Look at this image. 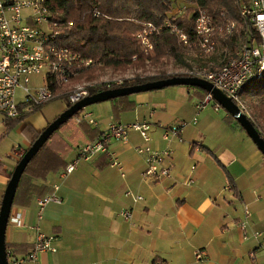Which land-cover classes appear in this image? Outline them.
Returning a JSON list of instances; mask_svg holds the SVG:
<instances>
[{
  "label": "crops",
  "instance_id": "0c3cea01",
  "mask_svg": "<svg viewBox=\"0 0 264 264\" xmlns=\"http://www.w3.org/2000/svg\"><path fill=\"white\" fill-rule=\"evenodd\" d=\"M36 78L42 77H34L31 85L42 86L44 79L33 83ZM158 91L129 96L128 105L122 102L117 108L112 103L106 109L89 112L97 124L86 121L80 126L78 140L70 141L72 151L67 165L77 157L79 147L98 139L110 122L147 121L153 126L152 148L173 151L169 162L172 177L161 183L145 177V157L136 151L143 139L131 131L128 144L110 142L123 171L112 167L107 155H100L80 162L65 179H60V173L66 167L49 174L44 184L50 191L44 196L59 184L62 203L48 205L40 222L38 200L44 196H34L29 206H13L12 218L21 215L22 225L11 218L6 242L15 254L10 252L18 258L28 256L39 223L43 233L56 237V252L41 253L39 264H253L251 252L257 264H264L262 240H244L239 227L248 207L249 235L255 231L264 234V155L241 136L242 131L246 132L229 114L219 117L207 111H220L213 108L199 114L196 125L185 128L182 143L164 141L165 128L192 122L203 95L192 87ZM47 105L39 110L45 117L37 126L26 124L43 131L50 124L45 114H60L67 108ZM28 140L25 136L18 144L28 150ZM18 160L14 153L7 161L0 156V208L9 174ZM128 192L143 199L135 202L126 196ZM124 209L132 211V222L120 217ZM197 252H203L202 262L196 261Z\"/></svg>",
  "mask_w": 264,
  "mask_h": 264
},
{
  "label": "built area",
  "instance_id": "2783aa9c",
  "mask_svg": "<svg viewBox=\"0 0 264 264\" xmlns=\"http://www.w3.org/2000/svg\"><path fill=\"white\" fill-rule=\"evenodd\" d=\"M50 2L51 0H0V114L4 117V122L19 119L51 103L60 97V95L58 97L57 90L79 77L82 71L96 66L93 60H85L73 50L67 47H57L54 44L57 37L63 33L65 24L54 19L49 7ZM238 5L242 24L229 18L215 20L207 10L198 9L195 36L200 56L206 61L203 65L194 67L185 74L210 82L246 113L242 93L250 81L264 76V0H239ZM184 14L183 11L177 12L178 16ZM167 26L179 37L185 47L191 48L189 38L183 30L169 23ZM251 29L255 30L258 39L251 36ZM154 31L152 25H149V29L137 36L147 55L154 52V46L149 39V35ZM235 37H237V49L233 53L228 45L229 41ZM220 44L224 45L222 58L214 59V61L212 57L216 54ZM34 77H43V85L33 87L31 82ZM123 82V80L107 81L105 87L108 90L114 89V87L121 86ZM97 87L98 85L88 84L64 94L68 95V102L72 106L90 96V90ZM19 88L23 91L22 102L17 101ZM195 108L197 113L191 123L182 122L164 129L162 136L164 141L177 140L182 143L185 128L189 124L196 125L199 114L208 108H213L215 111L222 109L210 93H207ZM76 121L77 123L87 121L93 125L97 124L93 115L88 113H82L76 117ZM131 131L139 133L143 139V145L136 151L145 157V177L156 183L169 180L172 177L169 162L173 151L171 149L158 151L152 148L153 126L147 121L132 124L110 122L106 131L98 139L79 147L77 157L60 173V179L71 175L80 162L91 161L100 155H107L110 165L123 171L117 154L110 149V142L128 144ZM20 148L22 147L19 146L14 151ZM52 188L51 194L38 200L39 222L48 205L62 203V198L59 196L60 185L55 184ZM126 196L132 197L135 202L143 199L141 196L133 195L132 192H128ZM244 214L245 218L239 225L243 239L248 240L253 237L257 241L262 240L264 249V234L255 231L250 236L248 233L251 216L248 207H245ZM120 217L128 223L133 221V213L127 209L120 212ZM12 221L21 226V215L18 214L16 218H12ZM35 229L37 239L31 252L25 258H18L12 252H8L9 264H22L25 261L39 264L41 253L56 252L54 246L56 237L43 233L39 223ZM203 255V252H197L196 261L202 262ZM249 256L253 264H257L254 252H251Z\"/></svg>",
  "mask_w": 264,
  "mask_h": 264
},
{
  "label": "trees",
  "instance_id": "16d2710c",
  "mask_svg": "<svg viewBox=\"0 0 264 264\" xmlns=\"http://www.w3.org/2000/svg\"><path fill=\"white\" fill-rule=\"evenodd\" d=\"M176 1L51 0L49 7L54 19L65 24L63 33L57 37L54 44L57 47H67L73 50L85 60H93L96 66L114 71L128 68L144 69L149 64H162L168 57L174 58L183 65H188L185 60L187 47L181 43L179 37L167 26L168 23L183 30L189 38L190 47L194 49L198 48L195 36V20L199 8L207 10L215 20L229 18L242 24V19L239 15V0H182L189 4V8L186 9L183 16L172 14ZM149 25H152L153 29H155L149 35V39L154 46V52L147 55L144 52L141 40L137 36L149 29ZM250 33L254 39H258L254 29H251ZM236 42L237 37L229 41L228 47L233 53L237 49ZM94 72L95 69L92 67L82 71L78 78L86 77L87 80L91 81L94 79ZM174 76L188 77L187 74L137 76L124 81L117 88L142 85ZM54 89L56 88L54 87ZM106 90L108 89L105 85L98 86L90 90V95ZM194 90L200 92L203 98L207 95V92L198 88H194ZM242 97L258 101L257 106H255L256 115L264 121V76L250 81L246 85ZM128 98L129 96H126L111 101L118 108L119 103L125 102L127 104ZM69 107H71L70 104L67 105V108ZM39 110L40 108L32 113L23 115L19 119L9 120L5 122L6 126L12 128L18 123H23L27 117ZM78 116H80V113L55 132L30 162L20 181L13 206H29L34 196H44L50 191L47 185L44 184L47 176L67 166L68 155L72 151L70 141L78 140L80 126H84L87 123L86 121L77 123L76 117ZM229 118L239 125L232 116L229 115ZM251 120L264 138V133L260 131V126L253 119ZM22 125V131L25 136L29 137L32 145L40 137L42 131H36L31 125L25 123ZM241 129L244 130L242 127ZM65 134L68 136L66 139L64 138ZM11 176L12 173L9 174V178ZM228 177L230 185L235 194H237L236 185L229 173ZM13 249L12 246L7 244V252L12 251L14 253L15 250ZM158 263L165 264L157 261L154 264Z\"/></svg>",
  "mask_w": 264,
  "mask_h": 264
},
{
  "label": "water",
  "instance_id": "95a60500",
  "mask_svg": "<svg viewBox=\"0 0 264 264\" xmlns=\"http://www.w3.org/2000/svg\"><path fill=\"white\" fill-rule=\"evenodd\" d=\"M174 86L198 88L212 94L214 99L220 104V106L239 123V125L244 129V131L258 148V150L264 155V138L261 136L248 115L243 112L240 106L237 105L226 94L215 88L210 82L201 78L190 76H174L168 79L148 82L142 85L109 89L106 91H101L94 95L87 96L81 101L67 108L60 116H58L42 131L40 137L24 153V155L19 160L15 170L13 171L0 208V264H9L6 237L10 218L12 215L14 200L20 181L30 162L49 141L51 136L55 132H57L64 124H66L80 112H83L89 106L108 102L121 97L147 93L151 91H158Z\"/></svg>",
  "mask_w": 264,
  "mask_h": 264
},
{
  "label": "rangeland",
  "instance_id": "374dc122",
  "mask_svg": "<svg viewBox=\"0 0 264 264\" xmlns=\"http://www.w3.org/2000/svg\"><path fill=\"white\" fill-rule=\"evenodd\" d=\"M189 8V4L185 3L182 0H177L174 4V9L172 14L176 16L177 12L183 11L186 12V9ZM224 45L220 44L218 46L216 54L213 56L216 60L221 59V54L223 53ZM186 56L185 60L187 61L188 65H183L176 61L174 58L168 57L165 59V61L162 64L159 65H147L144 69H137V68H128L126 70L121 71H114L112 69L103 68L100 66H95V72H94V79L89 81L85 78H76L71 83L67 84L65 87L60 88L57 90L58 97L51 103L47 105V107L54 108L55 106H64L67 107L69 105L68 102V95L64 94L67 92H72L79 86H87L88 84H92L94 86H102L105 85V82L107 81H114V80H123L126 81L131 78H135L137 76L146 77V76H157L162 74H168V75H177V74H185L187 71L193 69L194 67L203 65L206 61L202 56H200L199 49L196 48H187L186 49ZM212 57V60H214ZM215 61V60H214ZM42 78H36V80H33V83H42ZM187 86H174V87H168V88H186ZM188 88V87H187ZM152 92H159V91H152ZM62 94V96H61ZM132 96V95H131ZM133 97V96H132ZM17 101L22 102L23 101V91L22 89L17 90ZM242 102L246 109V114L250 119H253L259 126L260 131L264 133V121L260 119L256 113L255 106H257L258 101L256 100H249L246 97H242ZM112 104V101L104 102L95 104L92 106L87 107L83 112H80V115L82 113H89L91 111H96L98 109H106ZM44 107V106H43ZM42 108V107H41ZM67 109V108H66ZM42 110V109H41ZM208 112H211L213 114L218 115L219 117L226 116L228 113L222 108L219 112H213L211 109L207 110ZM40 112V111H39ZM63 113V112H62ZM60 114H45L46 117L49 119L48 123H51L54 121ZM44 114L42 112L33 114L28 118V121L25 122L29 123L33 126H37L39 124L40 120L44 119ZM4 117L2 114H0V136H1V142L0 145V156L5 160H9V156L14 153L15 156L20 160L22 155L25 153L26 150L18 144L22 143L23 138L25 139V134L22 131V124L24 123H18L17 125L13 126L12 128H8L6 126V123L3 122ZM236 124V122H235ZM237 126V125H236ZM239 127V126H238ZM237 129V127H235ZM243 138L247 140V142H252L251 139L248 137L246 133L243 131L240 133ZM28 142L31 143V140H28ZM253 144V143H252ZM16 146V147H15ZM22 147L20 150L14 151L17 147ZM254 146V145H253ZM18 160V161H19Z\"/></svg>",
  "mask_w": 264,
  "mask_h": 264
}]
</instances>
